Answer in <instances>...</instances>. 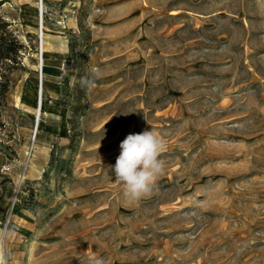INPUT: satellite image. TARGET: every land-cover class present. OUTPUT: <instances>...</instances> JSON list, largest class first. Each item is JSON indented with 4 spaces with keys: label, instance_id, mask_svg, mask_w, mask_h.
I'll return each instance as SVG.
<instances>
[{
    "label": "rangeland",
    "instance_id": "rangeland-1",
    "mask_svg": "<svg viewBox=\"0 0 264 264\" xmlns=\"http://www.w3.org/2000/svg\"><path fill=\"white\" fill-rule=\"evenodd\" d=\"M0 1L26 47L0 129V264H264V0H43L36 134L38 0ZM144 130L164 172L129 201L111 166Z\"/></svg>",
    "mask_w": 264,
    "mask_h": 264
},
{
    "label": "clouds",
    "instance_id": "clouds-1",
    "mask_svg": "<svg viewBox=\"0 0 264 264\" xmlns=\"http://www.w3.org/2000/svg\"><path fill=\"white\" fill-rule=\"evenodd\" d=\"M94 77H101L99 69L95 70ZM119 148L120 154L111 166L115 182L123 186L127 200L138 202L151 195L163 175L164 165L159 157L165 148L164 142L156 132L144 130L128 134ZM89 264H104V260L93 256Z\"/></svg>",
    "mask_w": 264,
    "mask_h": 264
},
{
    "label": "trees",
    "instance_id": "trees-1",
    "mask_svg": "<svg viewBox=\"0 0 264 264\" xmlns=\"http://www.w3.org/2000/svg\"><path fill=\"white\" fill-rule=\"evenodd\" d=\"M3 3L0 1V6ZM8 27V23L0 22V129L4 126L2 115L6 108V97L15 83L13 72L23 69L22 54L26 51L22 41L10 33ZM89 84L88 81H84L83 77H80L74 89L85 91ZM79 107L80 103L77 102L72 111L77 112ZM82 108L86 109V104H83ZM70 143H73V134L70 135Z\"/></svg>",
    "mask_w": 264,
    "mask_h": 264
},
{
    "label": "bare ground",
    "instance_id": "bare-ground-1",
    "mask_svg": "<svg viewBox=\"0 0 264 264\" xmlns=\"http://www.w3.org/2000/svg\"><path fill=\"white\" fill-rule=\"evenodd\" d=\"M42 2H43V0H41V7H42ZM37 7H39L38 2H37ZM42 10H43V8H41V13H42ZM37 15H38V17H36V18H38V26H41V33L39 32V38L41 41V62L39 63L40 64L39 68H38V66H37V68L39 69V71H41V74H42L43 67H44L42 57H43V53H44V29H45V25L43 22L42 15H41V17L39 16L38 13H37ZM37 31H39V30H37ZM41 85H42V79H41V84H39V86L36 89V97H35V104H34L33 117H34L35 122L37 123V125L35 127L36 128L35 134L38 130L40 116L42 114V107H43V104H42L43 88Z\"/></svg>",
    "mask_w": 264,
    "mask_h": 264
},
{
    "label": "built area",
    "instance_id": "built-area-1",
    "mask_svg": "<svg viewBox=\"0 0 264 264\" xmlns=\"http://www.w3.org/2000/svg\"><path fill=\"white\" fill-rule=\"evenodd\" d=\"M38 5H39V7H38V9H39V16L41 17V15H42V17H43V10H42V13H41V8H43V2H42V7H41V0H38ZM62 21H64V20H62ZM39 32L41 33V26H39ZM39 40H40V38H39ZM39 61L41 62V41H40V54H39ZM38 80H39V84H41V71H39V77H38Z\"/></svg>",
    "mask_w": 264,
    "mask_h": 264
}]
</instances>
